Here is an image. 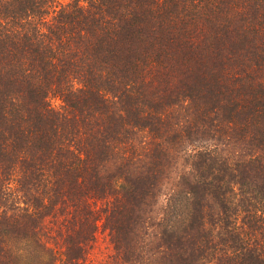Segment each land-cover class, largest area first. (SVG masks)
<instances>
[{
  "label": "trees",
  "instance_id": "1",
  "mask_svg": "<svg viewBox=\"0 0 264 264\" xmlns=\"http://www.w3.org/2000/svg\"><path fill=\"white\" fill-rule=\"evenodd\" d=\"M264 264V0H0V264Z\"/></svg>",
  "mask_w": 264,
  "mask_h": 264
},
{
  "label": "rangeland",
  "instance_id": "2",
  "mask_svg": "<svg viewBox=\"0 0 264 264\" xmlns=\"http://www.w3.org/2000/svg\"><path fill=\"white\" fill-rule=\"evenodd\" d=\"M106 237L103 233H98V239L95 249L91 255L90 261L87 264H101L104 256L109 253Z\"/></svg>",
  "mask_w": 264,
  "mask_h": 264
}]
</instances>
